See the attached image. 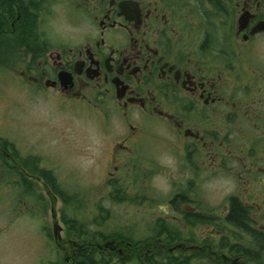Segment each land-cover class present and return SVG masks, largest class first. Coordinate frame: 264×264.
Masks as SVG:
<instances>
[{
	"label": "flooded vegetation",
	"instance_id": "obj_1",
	"mask_svg": "<svg viewBox=\"0 0 264 264\" xmlns=\"http://www.w3.org/2000/svg\"><path fill=\"white\" fill-rule=\"evenodd\" d=\"M0 65L24 91L101 108L121 127L112 187L157 193L142 166L157 165L150 152L164 147L168 230L147 252L164 264H264V0H0ZM0 165V177L45 181L1 139ZM24 194L0 193V231L29 215ZM64 224L40 264H62L58 251L77 264L94 244L121 257L139 248Z\"/></svg>",
	"mask_w": 264,
	"mask_h": 264
},
{
	"label": "rangeland",
	"instance_id": "obj_2",
	"mask_svg": "<svg viewBox=\"0 0 264 264\" xmlns=\"http://www.w3.org/2000/svg\"><path fill=\"white\" fill-rule=\"evenodd\" d=\"M66 13L60 9L55 19L60 32L67 30ZM26 91L9 68L0 65V139L9 144L14 154L27 161L30 170L38 166L52 173L59 189V192L54 191L58 195V218L64 229L65 219H75L97 233L119 232L134 240L153 234L155 223L164 217L162 211L168 196L164 147L150 152L157 165L142 166L143 173L160 190L132 193L130 188L124 187L129 181L116 182L115 188L121 186L130 196L118 202L113 198L117 193L115 188L106 179L114 168L110 150L121 127L113 120L108 121L101 108L81 106L79 102H66L63 106L56 95L31 85ZM4 169L0 165V171ZM133 170L127 166L124 174H131ZM0 193H25V201L18 207L23 206L29 213L17 220L12 218L0 231V264H40L43 257H52L56 245L53 238L48 237L49 233L53 236L51 204L43 185L35 178L22 182L13 175L4 176L0 177ZM222 194L211 193L216 198ZM12 213L10 216H14L15 211ZM6 215L0 212V225L4 224ZM111 240L116 238L99 242ZM55 253L64 264L63 252ZM112 264L123 263L114 257ZM124 264L140 262L133 257L126 258Z\"/></svg>",
	"mask_w": 264,
	"mask_h": 264
},
{
	"label": "trees",
	"instance_id": "obj_3",
	"mask_svg": "<svg viewBox=\"0 0 264 264\" xmlns=\"http://www.w3.org/2000/svg\"><path fill=\"white\" fill-rule=\"evenodd\" d=\"M43 174H44L45 181L51 186L53 191L59 192L58 185L55 182L52 173L50 171L43 170ZM113 198L116 201L120 202V201H125L129 199L130 196H128L126 193H115L113 195ZM241 215H243V209L238 206H235L233 209L232 217L236 218L237 220H240V218L242 217ZM65 222L70 225L71 229H74L75 231L80 232V234H82L83 236L89 233L87 230L89 227L86 224L79 223L75 219L74 220L67 219V221L65 219ZM167 226L168 224L165 222V220L162 218H159L158 221L155 223V226L152 229L153 234L149 235L146 238L139 239V240H134L132 236H129L124 233L112 232V231L109 233H106V232L97 233L96 231L94 230L92 231L89 229L94 243L99 242L98 240L106 241L110 237H115L116 240H121L123 242H127V241L131 242L134 245H137L139 248H137V251L133 250L130 256L126 255L124 257H121L114 252H109V253L103 252L101 254H98L97 253L98 249L95 246L96 244H94V248L92 249L90 255L86 254L85 249H82V252L80 254V260L79 262H77V264H112V260L114 257H117L118 260L122 262L123 264L126 262V258L130 259L133 257H137L139 259L140 264H153V262H155L156 264H164L165 263L164 253L152 254L151 253L152 251L151 252H147V251L150 248L149 246L153 244L152 242L154 240L158 239L159 237H165V233L168 230Z\"/></svg>",
	"mask_w": 264,
	"mask_h": 264
},
{
	"label": "water",
	"instance_id": "obj_4",
	"mask_svg": "<svg viewBox=\"0 0 264 264\" xmlns=\"http://www.w3.org/2000/svg\"><path fill=\"white\" fill-rule=\"evenodd\" d=\"M38 181L43 185L47 196L49 197L51 204V218L53 225V236L56 242L62 239V225L60 224V220L58 218L57 204H58V195L53 191L51 186L44 181L42 178L37 177Z\"/></svg>",
	"mask_w": 264,
	"mask_h": 264
}]
</instances>
